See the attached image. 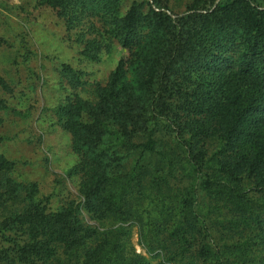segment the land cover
<instances>
[{
    "label": "trees",
    "instance_id": "16d2710c",
    "mask_svg": "<svg viewBox=\"0 0 264 264\" xmlns=\"http://www.w3.org/2000/svg\"><path fill=\"white\" fill-rule=\"evenodd\" d=\"M121 4H54L69 28L85 13L105 18L128 56L92 101L59 111L80 159L69 173L82 177L79 201L52 211L0 154V264H251L264 247V0H195L177 16ZM62 73L85 85L84 72ZM179 167L192 183L174 195Z\"/></svg>",
    "mask_w": 264,
    "mask_h": 264
},
{
    "label": "rangeland",
    "instance_id": "374dc122",
    "mask_svg": "<svg viewBox=\"0 0 264 264\" xmlns=\"http://www.w3.org/2000/svg\"><path fill=\"white\" fill-rule=\"evenodd\" d=\"M194 1L122 0L121 13L142 2L147 8L152 5L175 16L184 15ZM214 1L208 0V6ZM55 3L57 0H0V101L6 107L0 112V154L15 162L13 174L19 181L39 185L40 198L49 202L52 211L79 201L82 183L80 174H69L80 159L72 134L60 122L59 111L78 97L92 101L95 85H105L118 63L128 56L122 44L106 34L105 18L85 13L77 20L81 24L69 28ZM91 55L94 60L87 58ZM64 66L84 72L83 88H74L63 77ZM65 116L62 112L63 119ZM175 177L172 194L184 193L192 183L189 173L179 167ZM150 209V205L145 207V217ZM85 216L95 224L101 213L92 220L87 212ZM102 225L109 227L111 222L105 220ZM212 230L215 235L223 232L217 226ZM138 233L132 228V247L147 256ZM253 249L251 264H264V247Z\"/></svg>",
    "mask_w": 264,
    "mask_h": 264
}]
</instances>
